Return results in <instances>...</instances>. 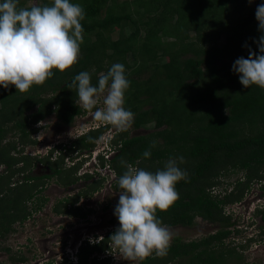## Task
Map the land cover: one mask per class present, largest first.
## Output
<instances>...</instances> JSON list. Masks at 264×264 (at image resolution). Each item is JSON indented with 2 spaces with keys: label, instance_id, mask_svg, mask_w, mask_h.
Masks as SVG:
<instances>
[{
  "label": "trees",
  "instance_id": "1",
  "mask_svg": "<svg viewBox=\"0 0 264 264\" xmlns=\"http://www.w3.org/2000/svg\"><path fill=\"white\" fill-rule=\"evenodd\" d=\"M35 1L27 5L28 0H19V6L52 3ZM71 2L85 11L78 62L63 73L54 69L52 78L26 92H19L14 85L7 89L0 86V242L44 203L45 198L32 197L40 192L45 176L56 174L64 184L77 179L76 168L60 171L59 160L50 163L52 174L29 173L34 161L40 159L23 151L25 145L37 143L32 135L38 131V123L54 114L70 124L83 112L76 103L77 90L70 86L74 77L89 72L93 86H98L100 74L121 63L130 81L124 107L135 114L132 127L153 124L154 128L139 135H131L129 129L114 133L113 141L120 145L110 160L117 176L114 187L119 189L118 179L127 164L155 173L170 157L182 156L184 163L177 161L178 166L188 173V179L176 184L179 200L167 211L157 210V217L166 226H190L196 217L218 225L198 239L184 241L174 236L167 255L153 253L138 264H229L231 255L236 260L231 264H246L235 247L225 244L232 222L224 206L240 201L252 180L263 183L260 189L264 190V89L257 85L245 88L232 66L240 57L247 59L249 49L261 54L256 41L264 33L258 30L255 13L264 0ZM100 133V129L87 132L77 139V147L89 149ZM153 141L155 147H151ZM149 149L151 156L144 158ZM239 171L243 177L236 179L233 187L228 191L226 187L222 195L212 193L221 176ZM24 172L28 174L22 181H11ZM100 183L98 179L89 190ZM27 200L36 206L29 208ZM58 204L57 211L86 215L79 208ZM256 212L263 234L264 204ZM110 236L100 243L84 244L78 264H98L96 257L89 256L107 250ZM0 250L9 252L10 248ZM9 257L24 260L22 256Z\"/></svg>",
  "mask_w": 264,
  "mask_h": 264
},
{
  "label": "clouds",
  "instance_id": "2",
  "mask_svg": "<svg viewBox=\"0 0 264 264\" xmlns=\"http://www.w3.org/2000/svg\"><path fill=\"white\" fill-rule=\"evenodd\" d=\"M251 2L252 0H249V3ZM255 16L258 30L264 33V4L258 5ZM84 19L83 7L72 3L71 0H52L51 5L30 8L20 7L19 0L0 2V86L7 89L14 85L19 92H26L33 85H43L52 78L54 69L61 73L70 69L78 62L80 56L84 31L81 21ZM256 43L261 54L257 55L249 49L248 58H238L232 70L239 74V81L245 88L257 85L264 89V34ZM70 86L76 88L79 104L85 111L91 112L100 104L103 107L96 108L93 113L95 120L90 121L91 125L87 129L81 127L83 129L79 133L75 129L73 140L63 138L59 142H53L46 147V151H54L64 157H75L73 162L66 159L65 166L75 167L76 178L88 179L90 184L99 179L101 183L96 189L100 190L108 181L112 182L113 177L117 179L110 161L120 147L119 143L113 141L114 133L127 131L134 122L135 114L124 107L125 92L130 87V81L125 75V66L115 63L106 74H100L98 86H93L91 74L86 71L76 75ZM102 95L103 100L99 101ZM111 128H114L113 133ZM96 129H100L101 133L95 138L92 147L78 148L77 139ZM35 139L37 143L42 141H39L38 137ZM89 139L91 141L92 138ZM155 145L156 141H153L151 147ZM150 156V149L144 151V158ZM177 161L182 164L184 158L170 157L163 169H158L155 173L127 164V170L119 177L118 186L121 191L114 215L120 226L115 232H111L114 233L109 240L124 260L142 261L153 253L156 256L167 255L173 233L163 225L156 213L157 210L167 211L179 200L180 194L176 190V184L188 179V173L178 166ZM92 162L94 164L91 171L89 166ZM62 199L55 205L57 206L59 201L63 202ZM101 203L105 205L102 201ZM263 204L264 202L260 203L258 207ZM72 205L70 203V206ZM79 235L75 245L67 241L66 248L59 254L61 257L56 264H78L80 248L84 244L92 245L98 242L95 241L94 234L89 237L80 233ZM101 238L103 237H100V240ZM106 252L107 255L99 259L102 262L110 257L108 249ZM53 263L48 260L44 264Z\"/></svg>",
  "mask_w": 264,
  "mask_h": 264
},
{
  "label": "rangeland",
  "instance_id": "3",
  "mask_svg": "<svg viewBox=\"0 0 264 264\" xmlns=\"http://www.w3.org/2000/svg\"><path fill=\"white\" fill-rule=\"evenodd\" d=\"M117 1H123V0H117ZM35 0H28L27 5H34ZM103 100V95L99 98L100 100ZM76 103L78 106L82 109V114L74 117L73 121L69 126H64L63 128L60 127L62 124L58 123L55 120V116L53 114H50L46 118L43 119V121L38 123L39 128L38 131L32 135L33 138L38 137L39 141L42 139L43 141L40 144H36L38 148L42 149L43 151H46V147L48 145H51L53 143L52 141L56 138L55 136L59 135L60 138L69 139L70 141L73 140V137L75 135V128H72L71 126L78 127L77 125H81L84 129H87L89 125H91L90 121L95 120L93 117V113L96 110V108L103 107L100 105H96V108H93L91 112L85 111V109L79 104V101L77 99ZM85 123V124H84ZM58 124V125H56ZM79 127L77 129V132L79 133L83 128ZM154 128L153 124H150L145 127H140L138 129H134L133 127L129 128L130 134H145L150 132ZM114 128H111V132L113 133ZM70 133V135H69ZM51 137L52 140L50 142H47L48 139ZM21 145V144H18ZM21 147V146H20ZM31 145H25L23 154L25 153H32L33 147ZM42 147V148H41ZM94 162H92L89 166V169L92 171L93 167L92 165ZM64 167H67L63 165ZM2 165L0 166V172H2ZM76 172V171H75ZM31 174V172H29ZM264 173V171H263ZM243 177V172L239 171L236 173H231L225 176H221L219 183L214 186V189L212 190L213 194H224V189L227 187V191L233 187L234 182L236 179ZM16 179H20L19 175H15L12 177L11 181H15ZM77 182H73L74 184L71 185L70 191H75L77 188H81L82 182L77 179ZM46 184L47 187L46 191L42 192L43 194H47L50 197L45 198L46 206L52 205L55 203V199H57L58 192L55 191L53 188L49 189L48 186L57 183L55 180V177H52L50 179H47L43 181V184ZM88 183V182H87ZM111 188L113 192L107 190V196H108V202L106 204V198L102 200L103 203L106 204L104 209L97 208L96 212L92 214L94 219L89 218H76L77 220H62L63 218H60V220H56L55 223H52L51 221H47L43 218H35V221L33 224H29V221H24L22 225H15L16 228H14V231H12L6 238L2 239L0 242V247L9 246L10 252L14 253L16 256H22L27 261H31L32 264H44L45 261L51 260L56 264L61 257L59 253H62V244H59V241L56 239V243L54 240L45 239L47 237H50L54 232H59L63 230L64 228H70L72 226H76L78 229L75 232H71L74 237L73 239H70V242L72 245H75L76 240L78 239V234H82L85 237H89L94 232H100L103 231L106 226H109V224H117L119 225V221L117 217L114 215V206L118 204L119 201V191L121 189H116L114 187V183L111 182ZM260 184L256 182V180H252L250 187L245 191L242 199L238 202L227 204L224 206L225 212L230 214L231 219L230 222L232 224L230 225L229 229L232 230L228 238L225 240V244L227 247H235L239 253L241 254V262L243 261L246 264H263L264 263V233H261V220L259 219V214L256 212L257 207L260 205V203L264 202V191L260 192ZM107 189V188H106ZM66 194V193H65ZM63 192L60 193V197H62ZM30 200H27L26 203L29 204ZM262 206V205H261ZM49 207L46 209H42L43 211H48ZM89 215V214H88ZM43 216V215H42ZM60 216H58L59 218ZM91 217V215H90ZM71 221V222H70ZM81 227V228H80ZM170 231L173 233L174 236L180 237L184 241H189L193 239H198L201 237L206 236L209 233L214 232L218 225L217 223H211L207 220L202 219L201 217H196L194 220V223L190 226H167ZM234 229H238L237 232L234 231ZM259 232V233H258ZM64 235V234H63ZM63 238V237H62ZM54 239V238H51ZM60 239V238H59ZM58 239V240H59ZM96 239V238H95ZM71 245V246H72ZM243 245V247H242ZM19 246L22 248L24 252L22 254L20 252H17L18 250L16 247ZM59 248V250H57ZM58 251V254L55 251ZM0 252H3L0 250ZM94 253V252H93ZM93 253L91 256H93ZM108 254L110 257L106 258L105 260L108 261V264H138L139 260L136 261H126L123 259V257L120 256L118 249L112 244L108 245ZM99 258L101 257V254L95 253ZM153 255V254H152ZM59 256V257H58ZM2 253H0V264H4L7 262H10L8 259H4ZM229 264L236 262L234 257L231 255L228 257ZM27 261H24L23 263H26ZM98 263H102L101 260H99ZM174 264H180L178 262H174Z\"/></svg>",
  "mask_w": 264,
  "mask_h": 264
},
{
  "label": "flooded vegetation",
  "instance_id": "4",
  "mask_svg": "<svg viewBox=\"0 0 264 264\" xmlns=\"http://www.w3.org/2000/svg\"><path fill=\"white\" fill-rule=\"evenodd\" d=\"M55 120L58 123L62 124L60 126L62 128L64 126H69L71 124V123L70 124L63 123L62 121H60L56 117H55ZM56 125H58V124H56ZM77 126L78 127H81V125H77ZM74 127L75 126H73V128ZM75 129L77 130L78 128L75 127ZM55 137H56L55 139H54V137H51L50 139L47 140V142H50L52 140V138L54 139L52 142H59V141L63 140V138L60 139L59 135L58 136L56 135ZM41 142H38V143L40 144ZM33 149H34L33 152L31 154H28L29 157H32L34 159H40V160L34 161L35 164L31 168V174L32 175L33 174H35V175H49V173L52 174V169H51V166L52 165L50 166V163L53 164L54 162H57L58 160L60 161V163H59L60 167L64 169L63 170V169H60L59 168L60 171H66V169H69L70 167L61 166V164L62 165H65L66 159H67V161H71V162H73L76 159L75 157H72V156L64 157L62 155L57 154V152H54V151H42V149L38 148L37 146H33ZM44 159H47L46 162H44ZM19 165H21V164H19ZM27 174L28 173H25V172L24 173H21V174H18L19 175V178H20L19 181H22L23 180V177L26 176ZM52 177H55V180H56L57 183L52 184V185H49L48 188L49 189L53 188L55 191L58 192V196L59 197L57 199H55L56 200L55 203L59 199H62L63 197H65V198L66 197H70L69 195H71L70 199H72L73 196H74L73 199H75V201L72 202V204H73L72 206H70V203L68 201L69 198L62 199L63 202H61L60 206L63 207V205L66 204V206L74 207L75 209L76 208L77 209L79 208V210H81L82 212H85L86 213L85 216H86V218H89V220L92 219V218L94 219V217L92 216V214L94 212H96V209L97 208H100V207H101V209H104L105 208V206H106V204L108 202L107 190H109L111 188V181H108L107 182V185L104 188L100 189V190H97V189H95V190H89L90 185H91L90 184V180L84 179V178H79V180L82 182L81 188H77L75 191H72L71 192L72 194H70V192H69L70 191V188L69 187H71V185L74 184L73 182H71L69 184H64L60 180V178H58V176L56 174L54 176L51 175L49 178L47 176H45L43 178V180L44 179L47 180V179H50ZM115 179H116V177H113L112 178V182ZM74 182L76 183L77 181H74ZM45 187H47L45 183L43 185L40 184V186H39L40 192H37L35 194V196L32 197V200L35 199V197H37V196H40L42 198L50 197L47 194H43L42 193V192L46 191V189H44ZM110 191L113 192L112 188L110 189ZM263 191L264 190L260 189V192H263ZM61 192H63L62 197H60V193ZM104 199L106 200V204L105 205H103L101 203V201L104 200ZM32 200L29 202V204H30L29 205V208H31L32 206L33 207L36 206V205H33L34 203L32 202ZM55 203H53L52 205H47L46 206L45 205L46 202L44 201V203L41 204L38 209H35V210H33L31 212V215L26 220L29 221V224H33V222L35 221V218L36 219L43 218V219H46L47 221L48 220L51 221L52 223H55L56 220H60V218H63L62 220H77L76 218H85V216H80L78 214H73V213H67V212H65L63 210L57 211V210H55V208L57 207L55 205ZM116 205H113L114 206V208H113L114 210H115ZM47 207H49L48 211L46 210V211L41 212L42 209H44V208L46 209ZM70 207H68V208H70ZM58 214H60V218H58ZM90 215H91V217H90ZM259 219L261 220L260 214H259ZM117 228H119V226L117 224H109V226H106V228L103 231L101 230L100 232H94L93 233L94 234L93 237L96 238L95 241H98L96 243H100L103 240V238L105 239L109 235L113 234L116 231ZM77 230L80 231L81 229H78L76 226H72V225H71L70 228H64L63 227V230L62 231L54 232L50 237H47L45 239L54 240L55 243L57 241H60V244H62V251H63L66 248L67 241L70 242V239H73L74 238V237H71V236H73L71 232H75ZM112 231H114V232L111 233ZM79 236L80 235L78 234V238H79ZM100 237H103V238H101V240H100ZM51 238H54V239H51ZM109 244H111V241H108L107 242V246ZM16 249L18 250L17 252H20L21 254H22V252H24L18 246L16 247ZM57 250H59V248ZM57 250L55 252L58 254V251ZM0 253H2L3 256L5 257L4 259H7V257H8V259L10 260V262L4 263V264H32V263H30L31 261H27V260H25V258L22 261L21 260H13V259H11L9 257L10 255H14V256H16V255L14 253H11L10 251L9 252H4L3 251V252H0ZM95 253L101 254V257L99 258L97 255H95ZM105 255H107L106 250L100 251V252H94L93 253V256L90 255L89 258L96 257L99 260L101 258H104ZM24 261H27V262L26 263H23Z\"/></svg>",
  "mask_w": 264,
  "mask_h": 264
},
{
  "label": "built area",
  "instance_id": "5",
  "mask_svg": "<svg viewBox=\"0 0 264 264\" xmlns=\"http://www.w3.org/2000/svg\"><path fill=\"white\" fill-rule=\"evenodd\" d=\"M104 142H105V140H104ZM106 156V155H105ZM92 240V239H91Z\"/></svg>",
  "mask_w": 264,
  "mask_h": 264
}]
</instances>
